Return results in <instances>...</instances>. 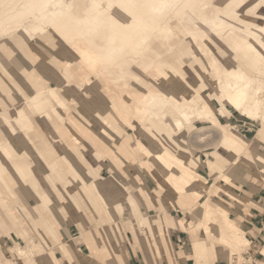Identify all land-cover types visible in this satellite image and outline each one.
<instances>
[{"label":"rangeland","instance_id":"374dc122","mask_svg":"<svg viewBox=\"0 0 264 264\" xmlns=\"http://www.w3.org/2000/svg\"><path fill=\"white\" fill-rule=\"evenodd\" d=\"M77 1L62 0L61 5L70 10ZM140 1L137 0L135 5ZM217 2L221 8L217 14L220 18L217 19L222 26L212 29L208 27V21L199 20L192 24L190 30L199 36L190 33H186V36L170 34V30H164L159 23L150 24L149 20L144 25L143 22L136 24L138 28L147 27V41L143 43V47H149L151 51L148 54H155V59H162L174 53L180 57L183 51L188 53L187 58L177 60L174 64L173 58L168 59L169 62L164 68L158 63L159 60L153 65L154 62L147 63L153 60L139 59L137 63L129 61L127 66L114 68L110 74L106 68L109 63L122 64L126 59L125 49L119 47V36L114 37L110 43L111 49L105 46L100 51L99 61L103 65L99 72L90 66L91 62H84V58L74 50L60 53V46L65 44L64 41L58 45L54 44L52 49L43 50L44 58L38 60H33L28 52L18 48L19 54L16 53L18 56L15 58L20 59L14 62L15 58L6 55L4 49L0 48V63H7V67L0 66V163L3 165L0 168V253H8L13 264H52V255L59 248L65 256H70V248L58 234L59 225L79 224L83 236L86 227L101 236L100 244H106L110 239L114 246L116 239L121 237L127 226L130 229L137 225L143 232L145 229L153 232L156 223L161 230L163 226L169 227L161 216L155 220V216L144 215L139 208L138 199L145 195L150 201L146 192L158 188V185L160 191L153 193L160 196L163 191H167L183 209L186 205H183L181 197L188 194L186 204H189L187 207L191 206L189 210L194 212L196 205L203 204L212 191L218 195L219 191H223L231 200L244 201L246 197L239 196L230 189L236 173H248L264 179V167L252 162L251 166L247 164L246 167L244 162L237 158L240 154L233 145V141H240L261 151L256 141L264 142V110L256 119L245 117L231 107L230 112L225 113L221 104L213 98L217 90L210 62L211 60L220 64L225 61L229 68L244 71L246 77L254 79L251 95L254 96L258 87L262 88L260 93L264 94V36L257 31L260 29L255 28V22H264V0ZM37 3L38 0H0V29L9 42H30L33 30L29 25L32 14L29 12L34 11L32 5ZM176 4L174 3V6ZM166 12L168 11L164 10L163 13ZM98 13L99 11L95 10L93 18L102 17L105 12ZM203 17L201 14L198 18ZM110 21L111 18L107 15L96 23L85 25L87 28L102 29ZM22 29L28 30L29 34L24 37L21 34L16 35L15 32ZM155 46L159 47L157 51L152 50ZM163 46L168 50H163ZM146 53L141 52V55ZM54 57L72 66L60 69L62 73L55 66L62 79L46 75L40 70V65L36 64V61L48 63ZM190 62L193 65L197 63L189 68L187 65ZM201 62L206 65L207 71H202L203 67L198 68ZM168 65L172 72L167 71ZM24 71L34 74L33 90L20 80ZM154 71H163L169 75L171 89L159 86L152 74ZM179 79L183 82L180 87L175 84L180 82ZM136 86L141 89L152 88L155 92L160 90L159 92L170 97V100L165 105L157 104L161 98L159 95L152 101L151 109L155 108L152 111H143L135 103L136 98L133 97L134 102L128 97ZM141 91L145 93L144 90ZM184 93L197 94L206 100L224 126L197 116L192 117L181 130L174 128L173 124L166 125L163 121L164 109L174 106L181 110L185 100ZM97 94L103 98V109L99 117H94L96 106L90 103V99L95 98ZM47 102L52 104L49 106ZM48 106L50 111L46 110ZM66 107L74 116L79 115L77 110L86 111L90 125L87 129L91 135L88 139L74 130L68 118L69 114L64 110ZM230 117L233 120H230ZM76 119L85 124L83 117ZM248 121L254 125H247ZM227 124H232L231 128L253 142L239 137L230 139L226 133ZM59 130H63L67 138L79 148L77 152L70 150L65 153L58 150L55 143ZM214 131H217L219 136L214 141L216 145L209 144ZM255 133L256 137L252 138ZM126 138L129 139V149L123 146L121 150L119 145ZM43 144L54 156L53 165H46L42 160L40 146ZM218 149L224 159L220 167L212 173L210 164L217 161ZM262 154L264 156V153ZM75 155L79 156L78 160ZM150 159L155 160V168L149 169L147 165L142 164V161ZM163 159H168L171 163L162 166L160 160ZM173 163L177 166H190L192 173L186 176L184 172L179 171L176 174V171H171V168H174ZM231 163L236 165L231 167ZM78 165L88 176L74 182L70 179L68 168L72 166L73 170H78ZM27 171H33L37 177H32ZM202 196H205L204 199L199 201ZM149 203L151 205V202ZM210 203L212 206L204 208L202 213L197 215L199 223L195 227L191 223L187 228L180 221L183 229L191 234L196 263L203 264L206 251L213 250L215 246L228 264H264V259L253 263L252 259L246 257L249 240L244 231L229 217L231 203L218 196L210 200ZM123 204L128 206V218L131 217L128 222H125L122 216ZM35 207L40 209L35 210L37 215L34 214L31 219L28 214ZM171 209L174 208L171 206ZM154 211L156 209L151 213H156ZM143 212L147 214L149 211L143 209ZM223 228L242 237L247 250L240 253L225 246L222 242ZM14 247H24L25 255L11 256L10 250ZM67 247L70 252L68 254L64 251ZM90 247L93 255H100L104 249L93 242ZM156 249L159 252L157 246ZM33 252L37 255H32Z\"/></svg>","mask_w":264,"mask_h":264},{"label":"bare ground","instance_id":"6f19581e","mask_svg":"<svg viewBox=\"0 0 264 264\" xmlns=\"http://www.w3.org/2000/svg\"><path fill=\"white\" fill-rule=\"evenodd\" d=\"M137 0H78L75 6L69 10V8H65L61 5L62 0H38L37 4L32 5L34 11L29 12L32 13L30 16V27L33 30V36L30 38V42L19 44V42H9L4 35V32L0 29V45L1 49H4V53L10 57L18 56L19 54L18 48L22 51L25 50L28 55L33 58V60H38L39 58L44 56L42 55V51L47 48H54L55 45L59 43L65 42V44L60 46V53L69 52L70 50H74L80 54L81 57L84 58V62H91L90 66L96 71H100L102 68V62L99 61L102 48L107 46L111 49L110 43L114 40V37L119 36V47L125 49V61L122 64L111 62L109 63L108 72L114 70V68H120V66L129 65V61L132 63H137L139 59H149L153 60L147 63H153L155 65V61L160 63V66L164 68V65L169 62L168 59L173 58V64L177 60H181L188 57V53L186 51L182 52V55L177 56V53L174 55L169 54L168 56H164L162 59H155V54H148L150 50L149 47H143V43L147 40V36L145 34L146 26H142L141 28L136 27V24L142 23L143 25L149 20L150 24L159 23L163 26L164 30H170V34L177 33L178 35H185L186 33H190L196 35L192 32L191 26L193 23H196L199 20H206L209 23L208 27L212 29H217L222 26V23L218 21L220 16L217 14L220 13L221 8L218 6L217 0H141L138 2V5H135ZM180 2V3H179ZM174 3H177L174 6ZM179 3V4H178ZM133 6V8H131ZM136 6V7H135ZM174 6V8H173ZM168 8V9H166ZM173 8V9H172ZM98 10L100 12L104 11V16L102 17H94V11ZM164 10L168 12L163 13ZM110 11L112 13H110ZM203 15L202 19L198 18L199 15ZM108 15L111 18V21L102 29L99 27L87 28L85 23L97 22L99 19L104 18ZM218 18V19H217ZM137 21V22H136ZM199 23V22H198ZM202 23V22H200ZM44 24H47L44 26ZM173 25V27H172ZM205 25V24H204ZM43 27V28H42ZM23 28H27L23 26ZM255 28L260 29L258 32L263 33L264 36V22L257 21L255 22ZM210 32V31H208ZM16 35L21 34L22 37L29 34V31L26 29H22L20 31L15 32ZM199 36V35H196ZM58 40V42H57ZM55 44V45H54ZM139 48L141 50H139ZM158 46L153 47L152 50L157 51ZM163 50H168L165 46L162 47ZM112 51V50H111ZM56 52V51H55ZM141 52H147L146 54L141 55ZM158 53V52H156ZM27 55V56H28ZM158 55V54H157ZM159 56V55H158ZM19 57L14 59L16 62ZM155 59V60H154ZM101 60V59H100ZM45 62V61H44ZM211 62L213 73L215 74L214 84L216 86V92L214 94V100L221 104L223 111L226 113L230 112V107L239 111L245 117L250 119H256L260 115H262L264 110V94L262 92V88H256L254 92V96H252V91L254 89V79L250 77H246L244 71L237 70V68H229L228 64L225 61H222L220 64L215 62ZM67 63V64H66ZM62 63L59 59L54 57L50 59L48 63L37 62L36 64L40 65V70L49 75L52 78L62 79L61 75L55 66L58 69H66V66H70L68 62ZM197 63V62H196ZM195 63V64H196ZM7 63H0V66H6ZM194 64V65H195ZM11 65V64H10ZM192 62H190L187 66L189 68L194 66ZM7 67V66H6ZM72 67V66H70ZM169 65L166 66L168 68V72H172V69H169ZM204 68L202 71H207L206 65L203 62L199 63L198 68ZM210 68V64H209ZM63 71L60 70V73ZM152 74L156 77L157 83L160 87L165 89H171V78L163 71L160 73L152 72ZM34 74H29L24 71L20 80L23 84H26L29 89L33 90L35 88V77ZM60 78H57V77ZM87 81V80H86ZM180 81V79H179ZM183 82H176L175 84L179 87ZM141 90H144L145 93ZM154 91L152 88H142L136 86L132 92L129 94V98L135 102L141 108V110H153L151 109L152 101L156 99L159 95L161 98L156 102L157 104L165 105L170 97L163 96L165 95L163 92ZM133 93V94H131ZM39 94V93H38ZM37 94V95H38ZM135 95V96H134ZM82 98L84 96L81 95ZM136 98L134 100V98ZM184 102L183 108L178 110L176 107L172 106L170 108L164 109V123L166 125L173 124V127L177 130H181L184 127V124L189 123L192 117H203L208 118L218 125H223L218 117L215 116L214 111L208 106V102L203 100L197 94H185L184 93ZM50 106L52 103L47 102ZM66 103V102H65ZM90 103L96 106V110L93 112L94 117L100 116V111L103 109V98L100 94H97L95 98L90 99ZM86 104V102H85ZM49 106L46 110H49ZM68 106V105H67ZM76 108V107H75ZM209 108V109H208ZM69 114L68 118L70 120V124L73 126L74 130L78 133V135L83 136L85 138H89L91 135L88 132L89 129V121L87 117V113L85 110L76 111L79 113L78 116H74L69 112L68 108L64 109ZM114 110V108H113ZM156 110V109H155ZM50 111V110H49ZM161 110H157L160 112ZM83 117L86 121L81 122L78 121L76 117ZM59 117V115H58ZM224 126V125H223ZM232 124L226 125V133L228 137L232 140L234 138H244L247 141L253 142L252 139L247 138L242 135L239 131L231 128ZM62 127V125H61ZM88 128V129H87ZM235 133V134H234ZM59 136L56 138L55 145L58 147V150L61 152H69L73 150V152H77L79 148L67 138L64 134L63 130H59ZM199 135V134H198ZM197 136V135H196ZM195 138V137H194ZM197 138V137H196ZM216 138H219L218 132L214 131L212 140L209 141V144H215L214 142ZM198 139V138H197ZM258 140V139H256ZM42 141V140H41ZM129 139L126 138L120 145L119 148L125 146L129 149L128 145ZM239 141V140H238ZM44 142V141H42ZM233 145L236 150L239 151L240 156L237 158L240 161L244 162V165L251 166L252 163H256L264 167V156L263 154L257 150L255 146H248L240 141H233ZM40 153L42 155V160L46 165H53L54 156L51 150L48 149L46 145L40 146ZM217 161H212L210 167L212 168V173L215 172L216 168L220 167L222 160L224 159L222 153L218 149L216 152ZM79 156L75 155V159L78 160ZM154 159L142 161V164L149 169L154 167ZM252 162V163H251ZM169 162L168 159L160 160V165H165ZM174 168H171V171H182L186 176L192 173L190 166L184 164H179L177 166L175 163ZM236 164H230L229 166L234 167ZM3 165L0 163V168ZM246 166V167H248ZM78 170H73L72 166L68 168V171L71 174L70 179L74 182H79L85 178H87L86 172L81 170V166H77ZM176 169V170H173ZM147 170V169H145ZM244 171V170H243ZM28 172V171H27ZM73 174H72V173ZM32 177H37L36 173L33 171L28 172ZM75 178V179H74ZM162 183V182H159ZM229 184V183H228ZM201 185V184H199ZM128 190L131 192V189L128 187ZM132 193V192H131ZM185 194H187L185 190ZM133 195V194H132ZM134 196V195H133ZM218 194L212 191L209 198L202 204L198 203L196 205V209L194 210V214L200 215L204 208H208L211 205L210 200H214ZM183 205L186 207L184 209H189L187 207L186 201L188 199L187 195H182L181 197ZM196 201V200H195ZM40 209L39 207H35L32 211H29L28 214L31 219L35 216V210ZM163 213V212H162ZM161 219L163 222L171 227H176L175 219L172 216L166 215L164 213V217ZM156 220V218H155ZM186 227V226H185ZM238 232L241 233L239 230ZM221 233V232H219ZM222 234V233H221ZM223 239L222 242L225 246L230 247L232 249L238 250L240 253L247 250V245H245L244 239L238 235L231 234L224 230L223 228ZM162 242V241H161ZM216 245V244H215ZM220 245V244H218ZM158 247V245H156ZM24 247H14L10 250L11 256L19 255V257H23L25 255ZM159 249V247H158ZM162 250V249H161ZM40 250H37V252ZM66 254L70 253L68 247L64 248ZM32 255H37V253L33 252ZM165 255V254H164ZM117 257V256H116ZM243 259L244 256L242 255ZM185 258V257H184ZM12 258L6 252L0 253V264H13ZM241 261V260H239ZM199 262V261H198ZM127 263V262H126ZM201 264V263H197Z\"/></svg>","mask_w":264,"mask_h":264},{"label":"crops","instance_id":"0c3cea01","mask_svg":"<svg viewBox=\"0 0 264 264\" xmlns=\"http://www.w3.org/2000/svg\"><path fill=\"white\" fill-rule=\"evenodd\" d=\"M229 119L233 120L231 117ZM246 124L254 125L249 121ZM255 137L256 133L252 138ZM257 143L261 149L260 152L263 151L262 153H264V142L258 140ZM209 178L211 180L210 175ZM220 181L224 183L222 179ZM230 189L235 194L246 197V199L244 201L231 200L223 191H219L218 197L231 203L229 217L236 223L238 228L244 231L246 238L249 240V247L245 253L246 257L252 259L253 263L263 260L264 179L248 173H236L233 176ZM143 191L146 192L145 189ZM153 191H160L159 185L158 188L146 192L150 201L147 200L145 195H142L143 198L138 199L140 211L144 215L155 216L154 218L159 216L163 218L164 213H166V215L175 219L176 227L163 226L161 230L156 223L153 232L145 228L146 231L143 232L137 225L130 229L127 226L122 231L121 237L116 239V245L114 246L110 239L107 240L106 244H100L101 236L88 230L85 226L86 233L83 236L78 223V226L75 224L59 225L58 234L70 248L71 255L65 256L59 248L52 255V264H197L191 243V234L188 230L183 229L180 221L189 228L191 223L195 227L199 223V218L193 213V210H184L167 191H163L160 196H157ZM204 197L202 196L199 201H202ZM149 202H151V205H149ZM171 206L174 209H171ZM127 208L128 206L123 204L122 216L125 222L130 221L131 218H128ZM143 209L145 211L147 209L149 212L146 214ZM154 209H156L154 211L156 213H151ZM12 234L16 235L14 232ZM55 242L57 241L55 240ZM91 242L100 248H104L100 255H93L90 247ZM156 245L159 247V252ZM220 254L218 247L214 246L213 250L206 251V259L203 264H228V261ZM54 257H56V260H54Z\"/></svg>","mask_w":264,"mask_h":264}]
</instances>
